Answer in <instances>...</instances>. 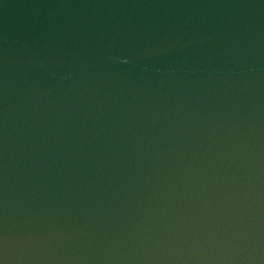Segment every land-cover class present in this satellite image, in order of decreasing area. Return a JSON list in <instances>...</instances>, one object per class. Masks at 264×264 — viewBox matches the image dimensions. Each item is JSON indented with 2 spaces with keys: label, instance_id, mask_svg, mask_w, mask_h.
I'll use <instances>...</instances> for the list:
<instances>
[{
  "label": "water",
  "instance_id": "obj_1",
  "mask_svg": "<svg viewBox=\"0 0 264 264\" xmlns=\"http://www.w3.org/2000/svg\"><path fill=\"white\" fill-rule=\"evenodd\" d=\"M264 72V0H219Z\"/></svg>",
  "mask_w": 264,
  "mask_h": 264
}]
</instances>
